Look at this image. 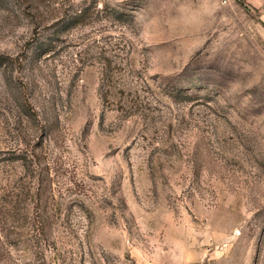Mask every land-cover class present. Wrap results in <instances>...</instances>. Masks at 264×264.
<instances>
[{
	"label": "rangeland",
	"instance_id": "obj_1",
	"mask_svg": "<svg viewBox=\"0 0 264 264\" xmlns=\"http://www.w3.org/2000/svg\"><path fill=\"white\" fill-rule=\"evenodd\" d=\"M0 264H264V0H0Z\"/></svg>",
	"mask_w": 264,
	"mask_h": 264
},
{
	"label": "built area",
	"instance_id": "obj_2",
	"mask_svg": "<svg viewBox=\"0 0 264 264\" xmlns=\"http://www.w3.org/2000/svg\"><path fill=\"white\" fill-rule=\"evenodd\" d=\"M227 0H223V2H226Z\"/></svg>",
	"mask_w": 264,
	"mask_h": 264
}]
</instances>
